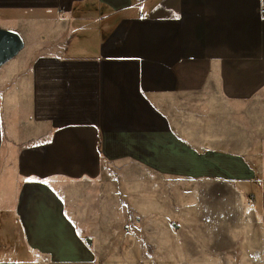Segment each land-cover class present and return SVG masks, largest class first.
I'll return each instance as SVG.
<instances>
[{"label":"crops","instance_id":"obj_1","mask_svg":"<svg viewBox=\"0 0 264 264\" xmlns=\"http://www.w3.org/2000/svg\"><path fill=\"white\" fill-rule=\"evenodd\" d=\"M260 3L0 0V264H97L116 183L231 184L264 223Z\"/></svg>","mask_w":264,"mask_h":264},{"label":"rangeland","instance_id":"obj_2","mask_svg":"<svg viewBox=\"0 0 264 264\" xmlns=\"http://www.w3.org/2000/svg\"><path fill=\"white\" fill-rule=\"evenodd\" d=\"M130 185L116 183L115 225L92 233L97 264H264V223L233 185Z\"/></svg>","mask_w":264,"mask_h":264},{"label":"water","instance_id":"obj_3","mask_svg":"<svg viewBox=\"0 0 264 264\" xmlns=\"http://www.w3.org/2000/svg\"><path fill=\"white\" fill-rule=\"evenodd\" d=\"M23 47V38L17 31L0 28V66L16 56Z\"/></svg>","mask_w":264,"mask_h":264},{"label":"built area","instance_id":"obj_4","mask_svg":"<svg viewBox=\"0 0 264 264\" xmlns=\"http://www.w3.org/2000/svg\"><path fill=\"white\" fill-rule=\"evenodd\" d=\"M260 14L264 17V0H261L260 3Z\"/></svg>","mask_w":264,"mask_h":264}]
</instances>
